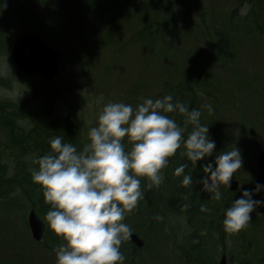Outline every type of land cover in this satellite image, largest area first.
I'll list each match as a JSON object with an SVG mask.
<instances>
[{
    "label": "rangeland",
    "instance_id": "rangeland-1",
    "mask_svg": "<svg viewBox=\"0 0 264 264\" xmlns=\"http://www.w3.org/2000/svg\"><path fill=\"white\" fill-rule=\"evenodd\" d=\"M6 3L0 11V264H56L55 248H49L66 243L49 228L45 214L51 205L32 178L33 169L38 168L35 158L51 151L49 141L59 135L82 150L90 142L88 131L97 125L104 104L121 101L135 106L142 98L167 94L201 110V123L208 124L216 148L194 165L183 155L181 145L168 157L159 186L148 187V179L140 178L143 196L123 222L144 244L133 250L129 239L122 242L123 264H195V253L192 256L183 247L195 238L192 245L200 248L197 256L207 257L210 264H219L221 256L225 264L245 259L264 264V205L252 211L241 230L227 232L222 223L223 209L243 189L254 188L256 158L264 149V0L255 3L254 15L248 3L250 10L243 16L239 10L245 0ZM26 32L37 34L59 51L60 71L53 81L24 75L11 61L13 41ZM207 102L212 104L211 112L204 108ZM167 115L183 122L178 112ZM123 140L130 151L132 143L126 137ZM233 146L241 150L242 168L231 179L237 182L236 188L222 184L223 197L217 201L198 181L206 175L203 166ZM183 162L189 164L185 173L193 176L190 187L183 186L182 177L174 173ZM30 167L31 175L22 178L21 169ZM28 178L40 197L37 192L31 198L20 192L21 187L32 188L25 182ZM176 198L181 199L178 210L193 208L194 221H189V213L160 208L174 209ZM252 198L262 200L256 192ZM148 201L156 206L158 218L169 223L168 236L150 215ZM201 205L209 211H202ZM30 208L46 225L50 243H40V249L27 225Z\"/></svg>",
    "mask_w": 264,
    "mask_h": 264
},
{
    "label": "clouds",
    "instance_id": "clouds-1",
    "mask_svg": "<svg viewBox=\"0 0 264 264\" xmlns=\"http://www.w3.org/2000/svg\"><path fill=\"white\" fill-rule=\"evenodd\" d=\"M6 7V0L0 3V11ZM249 10L245 0L239 14L247 15ZM204 108L213 110L210 102ZM175 112L182 115V123L167 115ZM201 115L199 108H190L171 94L142 98L135 106L108 102L98 114L97 125L89 129L90 142L82 150L59 135L49 141L51 151L35 158L38 168L33 169L32 178L51 205L45 214L49 228L66 241L55 248L56 264H123L126 257L120 246L132 233L123 221L143 196L140 178L148 179V187L159 186L168 157L181 145L183 155L194 165L215 151V141L210 138L208 124L201 123ZM125 137L132 143L130 151ZM242 164L241 150L233 146L203 166L206 175L198 182L212 199L220 201L221 185L230 187ZM188 166L183 162L174 169L185 187L194 184L192 173H185ZM261 189L264 184L260 182L253 189H243L242 195L223 209L227 232L245 228L252 211L264 205V200L252 198ZM201 210L209 211L205 205Z\"/></svg>",
    "mask_w": 264,
    "mask_h": 264
},
{
    "label": "water",
    "instance_id": "water-1",
    "mask_svg": "<svg viewBox=\"0 0 264 264\" xmlns=\"http://www.w3.org/2000/svg\"><path fill=\"white\" fill-rule=\"evenodd\" d=\"M10 59L16 68L24 75H40L46 80L52 81L59 73V51L49 46L42 38L34 33H24L17 37L10 50ZM257 176L254 181V188L257 182L264 184V149L259 152L256 158ZM237 182L231 180L230 189L236 188ZM264 200V189L256 192ZM27 223L34 240H40L43 232V223L31 209L27 215ZM131 243L139 248L143 241L133 231L129 238ZM219 264H225V257L222 256Z\"/></svg>",
    "mask_w": 264,
    "mask_h": 264
},
{
    "label": "trees",
    "instance_id": "trees-1",
    "mask_svg": "<svg viewBox=\"0 0 264 264\" xmlns=\"http://www.w3.org/2000/svg\"><path fill=\"white\" fill-rule=\"evenodd\" d=\"M148 1H150V0H146V2H148ZM249 2L248 3H251V6L253 7L252 9H251V12H252V14L254 15V12H256V7L254 8V5H255V3H257L258 1H260V0H248ZM140 7L142 8V10L145 8V5H140ZM140 8V9H141ZM170 17V15L168 16V19H171V18H169ZM250 17V16H249ZM251 18V17H250ZM255 19V17H252V19ZM144 20H147V18L145 17V19ZM143 24H147L146 23V21H144V23ZM142 24V25H143ZM165 26L167 25V24H165V23H163ZM263 26H264V24H263ZM262 29V28H261ZM148 31V28H145V30H144V32H147ZM150 31V30H149ZM148 33H150V32H148ZM262 33H264V31L262 30ZM152 34V33H151ZM151 34H148V35H151ZM171 90H173V89H171ZM23 130V129H22ZM29 132V131H28ZM28 132L26 133L27 135H28ZM17 139H19V138H17ZM30 169H31V167L28 169V170H26V169H21V172H22V178L23 177H29V175H31V172H30ZM26 184H28L29 186H31L32 188H30V189H28L27 187H21L20 188V192H22V193H24L25 194V196H27V197H30L31 198V195H32V193H34V192H37V195H38V197H40V192L38 191V188H35L34 187V185H33V183L31 182V180L28 178L26 181ZM36 184H37V182H35ZM171 190H173V191H176V194H178L177 193V190L175 189V185H172V188H171ZM194 195H195V193H193L192 195H191V197H194ZM175 197H177V196H175ZM186 197L188 198V196L186 195ZM183 198H185V197H183ZM189 198H190V196H189ZM192 198H190V201H192L191 200ZM158 202V204H159V200H157ZM181 199L179 198H176L175 200H174V202L172 203L173 205V207H174V209H172L171 210V208L170 207H166V206H162V207H160L158 204H157V206L158 207H160L162 210H164V209H168V213H182L181 211H183V212H186V213H189V214H187V217L189 218V221H194V214H193V208L192 209H190L189 211H184V210H178V209H180V207H181ZM152 203L150 202V201H148L147 202V205L150 207V209L151 210H153L152 211V213L150 214L151 216H153V218H155L156 219V223H157V225H162L163 227H162V233L164 234V236H168L169 235V229H168V225H169V223H167L166 221H163V218L162 217H159L158 218V216H159V214L158 213H156V206H152L151 205ZM180 204V205H179ZM176 208V209H175ZM161 209H160V211H161ZM161 216V215H160ZM190 216H192V217H190ZM165 223H167L166 225H165ZM199 239V238H198ZM197 239L195 238V240H193V241H189V242H185L184 243V245H183V247H185V250H187L188 251V253L189 254H191L192 256H193V254H194V256L193 257H195L194 259L196 260V261H194L195 262V264H210V263H208L207 262V260H206V258L207 257H205V258H202V257H200V255L199 256H197V253H200L199 252V245H197V246H194V245H192L193 244V242H195ZM127 241V240H126ZM129 242H130V240H129ZM131 243V242H130ZM133 246V245H132ZM182 248V247H181ZM132 249L134 250L135 248L134 247H132ZM136 253L134 252L133 253V256L135 255ZM193 260V259H192ZM236 264H250L249 263V261H248V259L246 260H240L239 262H237Z\"/></svg>",
    "mask_w": 264,
    "mask_h": 264
},
{
    "label": "flooded vegetation",
    "instance_id": "flooded-vegetation-1",
    "mask_svg": "<svg viewBox=\"0 0 264 264\" xmlns=\"http://www.w3.org/2000/svg\"><path fill=\"white\" fill-rule=\"evenodd\" d=\"M46 228H45V230L43 231V234H42V239L40 240V241H38L36 244H40V243H45V245H47L48 243H50L47 239L48 238H46ZM41 246H42V244H40V246L38 247V249H40L41 248ZM54 249V248H56V244H52L51 246H50V248L49 249ZM222 255H224V254H222Z\"/></svg>",
    "mask_w": 264,
    "mask_h": 264
}]
</instances>
